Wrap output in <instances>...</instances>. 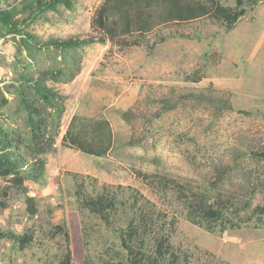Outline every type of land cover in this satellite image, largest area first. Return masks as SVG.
<instances>
[{
	"label": "rangeland",
	"instance_id": "rangeland-1",
	"mask_svg": "<svg viewBox=\"0 0 264 264\" xmlns=\"http://www.w3.org/2000/svg\"><path fill=\"white\" fill-rule=\"evenodd\" d=\"M101 1L74 0L72 10L50 14L34 29L43 37L90 33ZM220 3L233 6L235 0ZM244 6L230 30L203 18L164 26L159 33L166 39L152 48L85 46L80 73L57 85L68 97L60 132L42 155L45 182L28 183L36 214L27 212L24 195L16 191L0 209L1 228L31 230L33 241L22 250L0 241V264H57L67 245L77 264H131L114 229L137 214L144 199L171 223L174 264H264V212L257 209L264 206V0ZM14 51L10 36L0 40L6 96ZM72 114L109 116L115 140L106 155L62 145ZM138 171L174 179L188 191L213 193L222 220L190 221L179 192L171 189L161 199ZM79 185L92 196L114 191L113 229L79 203ZM217 242L232 247L220 253Z\"/></svg>",
	"mask_w": 264,
	"mask_h": 264
},
{
	"label": "trees",
	"instance_id": "trees-1",
	"mask_svg": "<svg viewBox=\"0 0 264 264\" xmlns=\"http://www.w3.org/2000/svg\"><path fill=\"white\" fill-rule=\"evenodd\" d=\"M258 1L235 0L233 6H226L220 0H102L93 12L90 33L43 37L34 26L48 21L50 14L72 10L74 0H0V40L10 36L15 48L11 76L4 85L7 96L0 87V178L4 181L0 186V209L9 206L11 191H16L24 195L27 212L36 214V199L29 194L28 183L45 182L46 162L42 155L53 146L60 132L68 97L57 85L73 81L80 73L85 46L114 42L120 46L145 43L152 48L166 39L159 33L164 26L203 18L220 21L230 30L246 12L245 3L255 5ZM152 35L158 40L150 39ZM225 108L231 109V105L226 103ZM121 115L128 118L129 112ZM61 143L85 154L106 155L113 146L110 122L103 117L73 114ZM260 155L264 157V151ZM136 174L156 190L155 194L161 193V199L171 189L179 192L190 221L222 220V208L216 204L218 198L212 199L213 193L188 191L174 179L158 174L139 171ZM76 197L83 207L113 229L112 216L117 206L114 191L105 188L92 196L79 185ZM134 200L137 202L138 198ZM155 205L144 199L137 214L114 229L131 264L174 262L171 223ZM257 209L264 212V206ZM65 239L69 240L66 233ZM2 240H11L22 250L32 243L33 232L0 227ZM213 246L220 253H227L232 247L221 242ZM57 264H77L68 245Z\"/></svg>",
	"mask_w": 264,
	"mask_h": 264
},
{
	"label": "crops",
	"instance_id": "crops-1",
	"mask_svg": "<svg viewBox=\"0 0 264 264\" xmlns=\"http://www.w3.org/2000/svg\"><path fill=\"white\" fill-rule=\"evenodd\" d=\"M66 111V110H65ZM73 115V114H72ZM72 115L70 116V118L72 117ZM64 117V116H63ZM103 118H106L109 122H110V119H109V116H107L106 114H103V116H102ZM70 120V119H69ZM110 125H111V123H110ZM112 132H113V145H114V140H115V133H114V131H113V129H112Z\"/></svg>",
	"mask_w": 264,
	"mask_h": 264
}]
</instances>
